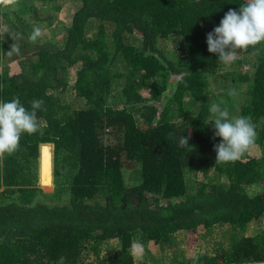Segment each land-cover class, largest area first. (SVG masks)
<instances>
[{"label":"trees","instance_id":"16d2710c","mask_svg":"<svg viewBox=\"0 0 264 264\" xmlns=\"http://www.w3.org/2000/svg\"><path fill=\"white\" fill-rule=\"evenodd\" d=\"M78 1L67 22L54 0L0 6V103L44 101L43 135L0 155V264H153L152 244L217 226L227 246L172 264H264V229L247 232L264 220V42L229 64L207 44L246 0ZM213 103L251 117L262 153L216 163Z\"/></svg>","mask_w":264,"mask_h":264},{"label":"clouds","instance_id":"9594fccd","mask_svg":"<svg viewBox=\"0 0 264 264\" xmlns=\"http://www.w3.org/2000/svg\"><path fill=\"white\" fill-rule=\"evenodd\" d=\"M17 3L18 0H0V6L5 8ZM41 36V29L34 27L28 40L36 43ZM262 42H264V0H246L245 4L240 5L239 12L229 9L220 25L207 34L208 51L218 54L219 61L224 64L235 61L238 50H247L250 46L254 48ZM20 54V46L16 43L12 44L7 52L8 56ZM228 95H237L236 89H229ZM43 105L42 99L33 100L29 111L20 103L19 98L0 103V155L14 153L19 147L22 133L34 134L39 131L43 135V128L37 123V111L41 110ZM210 111L215 115L213 122L216 129L215 136L222 138L221 143L214 145L217 151L216 163L240 160L250 151L257 139L251 117L241 116L230 120L227 109H221L216 103L211 105ZM188 140L189 137L181 136L179 146L190 148Z\"/></svg>","mask_w":264,"mask_h":264},{"label":"rangeland","instance_id":"374dc122","mask_svg":"<svg viewBox=\"0 0 264 264\" xmlns=\"http://www.w3.org/2000/svg\"><path fill=\"white\" fill-rule=\"evenodd\" d=\"M40 5V4H39ZM38 5V6H39ZM54 5L58 9H56L57 17L58 20H63L66 21L68 18L65 16L67 12H74V10L77 9L79 5L78 0H54ZM67 11V12H65ZM41 27V26H38ZM41 29V28H40ZM42 33L43 29H41ZM61 35L59 34V37ZM73 67L74 69L77 68ZM71 68V70L73 69ZM74 99L72 98L71 101ZM235 104V102H234ZM238 110V109H237ZM51 150L53 149V145L50 144ZM261 149L259 146L252 147L248 154L250 155H256L260 154ZM40 174H41V184L43 189L46 192H52L53 191V183H52V164L45 160H42V154H41V165H40ZM192 184H195L192 181ZM264 229V220H256L253 221L248 228V233L249 234H256L260 230ZM214 238V239H213ZM205 237L203 235V232L201 229H198L197 231H192V232H187V231H179L175 238H174V246H165V250L161 249V246L159 245H151V253L147 254V259L151 262L156 259V262L153 264H172V258L176 255H178L181 259L183 257L186 258H192L193 256L197 254H203L207 252L208 250L210 251L213 248V245H224L227 246L229 244V237H227L225 234H223V228L216 227V230L214 232V237ZM219 242V243H218ZM114 245L116 243H113ZM135 256L136 260L139 261L142 257V254L144 250L138 245H135ZM105 251H107L105 249ZM104 251V252H105ZM177 253V254H176ZM93 264H96L94 262Z\"/></svg>","mask_w":264,"mask_h":264}]
</instances>
